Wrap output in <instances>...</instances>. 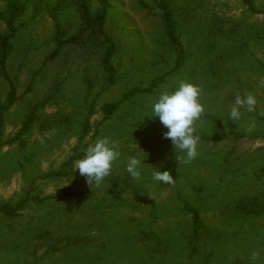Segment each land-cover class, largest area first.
I'll list each match as a JSON object with an SVG mask.
<instances>
[{
    "label": "rangeland",
    "instance_id": "obj_1",
    "mask_svg": "<svg viewBox=\"0 0 264 264\" xmlns=\"http://www.w3.org/2000/svg\"><path fill=\"white\" fill-rule=\"evenodd\" d=\"M16 1L10 27L0 0V45L9 37L5 58L0 46V207L17 208L0 212V264H264V0H253L256 14L244 0H166L185 50L180 69L159 0H109L100 36L83 32L72 3ZM111 45L113 82L103 64ZM181 80L200 87L205 111L199 155L179 165L167 129L147 117ZM246 95L255 111L230 121ZM104 137L121 155L89 185L71 159ZM133 156L139 180L125 171ZM153 168L174 183L155 182Z\"/></svg>",
    "mask_w": 264,
    "mask_h": 264
},
{
    "label": "clouds",
    "instance_id": "obj_2",
    "mask_svg": "<svg viewBox=\"0 0 264 264\" xmlns=\"http://www.w3.org/2000/svg\"><path fill=\"white\" fill-rule=\"evenodd\" d=\"M201 89L199 86L179 81L173 91H161L151 104V116L147 118L159 119L160 124L167 129L164 139L171 140L175 158L179 165L188 164L199 155V135L196 134V122L201 119L205 109L200 102ZM257 100L252 95L243 98L237 96L228 113L230 121L241 119L244 109L247 112L255 111ZM251 130V129H249ZM119 146L104 137L97 139L85 150L82 159L76 160L72 172L78 171L85 177L89 185H99L111 174L115 162L120 158ZM144 164V161H143ZM142 162L138 157H130L126 163L125 171L134 179L141 178ZM152 179L160 184L174 183L173 176L168 171L153 168Z\"/></svg>",
    "mask_w": 264,
    "mask_h": 264
},
{
    "label": "trees",
    "instance_id": "obj_3",
    "mask_svg": "<svg viewBox=\"0 0 264 264\" xmlns=\"http://www.w3.org/2000/svg\"><path fill=\"white\" fill-rule=\"evenodd\" d=\"M5 1L8 2L10 6L11 19L9 21V24L11 27L14 18L18 16L21 12V5L16 0H5ZM61 1L65 3H72L76 7L81 17L82 25L84 26L83 32L91 31L94 35H99V36L104 34V28L106 25V21L109 14V8H110L109 0H96L100 5V9L96 13H94L91 9V5H90L91 0H61ZM159 1L161 2L160 6L163 10V20H164V27L166 30V37L177 54L176 68L180 69L185 64L186 56H185V50L183 44L181 42L178 33L177 24L174 21L173 12L169 7L168 2L166 0H159ZM244 2L251 13L253 14L259 13L253 3V0H244ZM8 41H9V37H3L1 39L0 46H1V50L4 53L3 55L4 58L7 55ZM114 51H115L114 46L111 45L109 50L105 54L104 63H103L106 72L109 73L110 75L111 82H113L114 77L116 75V70L112 65V57L114 55ZM0 66L3 69H5V61L3 59H0ZM14 99H15V92L13 91L9 95L10 104L13 103ZM106 110L108 111L109 114L113 113L112 106L106 107ZM80 157L81 154L79 155L76 154L72 157L71 160H77ZM0 212L7 213L9 215H15L17 212V208L11 207L9 205H5L0 207ZM193 218H194L195 232L198 233L201 228V222L197 211H193Z\"/></svg>",
    "mask_w": 264,
    "mask_h": 264
}]
</instances>
